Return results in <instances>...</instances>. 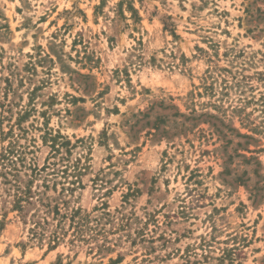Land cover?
<instances>
[{
  "label": "rangeland",
  "instance_id": "1",
  "mask_svg": "<svg viewBox=\"0 0 264 264\" xmlns=\"http://www.w3.org/2000/svg\"><path fill=\"white\" fill-rule=\"evenodd\" d=\"M0 264H264V0H0Z\"/></svg>",
  "mask_w": 264,
  "mask_h": 264
},
{
  "label": "trees",
  "instance_id": "2",
  "mask_svg": "<svg viewBox=\"0 0 264 264\" xmlns=\"http://www.w3.org/2000/svg\"><path fill=\"white\" fill-rule=\"evenodd\" d=\"M28 193H29V191L27 190V188H26V191L25 192H21V194H23L22 195V198H23V196L25 197V195H28ZM29 196H27V198H28ZM21 197H19L18 199H22ZM29 199V198H28ZM19 210H21L22 209V207H21V205H19V202H17V206H16ZM38 224L37 223H35V226H37ZM49 239H50V241H51V243L53 244L52 245V247L51 248H54V246L56 247L57 246V243H58V241H59V237H58V235L55 233V234H52L51 236H49Z\"/></svg>",
  "mask_w": 264,
  "mask_h": 264
}]
</instances>
